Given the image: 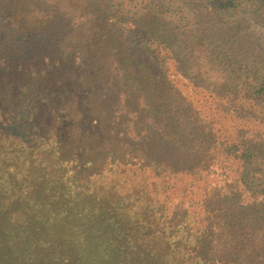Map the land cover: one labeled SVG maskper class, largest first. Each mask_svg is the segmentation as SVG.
<instances>
[{
    "label": "trees",
    "instance_id": "1",
    "mask_svg": "<svg viewBox=\"0 0 264 264\" xmlns=\"http://www.w3.org/2000/svg\"><path fill=\"white\" fill-rule=\"evenodd\" d=\"M202 66L153 11L0 0V114L52 140L0 159V264H264V52L240 87Z\"/></svg>",
    "mask_w": 264,
    "mask_h": 264
},
{
    "label": "rangeland",
    "instance_id": "2",
    "mask_svg": "<svg viewBox=\"0 0 264 264\" xmlns=\"http://www.w3.org/2000/svg\"><path fill=\"white\" fill-rule=\"evenodd\" d=\"M106 3L118 13L141 15L153 11L177 21L184 37L203 58L202 72L218 82H228L236 86L248 83L252 68L258 66L264 52V17L258 19L253 14L244 15L237 11H209L200 5L201 0H106ZM123 109L125 110V106ZM16 112L0 114V145H13L11 148L0 149V159L7 156L13 161L20 156L26 161L28 157L20 148L21 144L30 141L32 144H38L41 149L48 150L52 140L44 142L38 137L39 131L33 121L19 120L18 114L26 116L25 112L19 109ZM26 118L30 119L28 116ZM125 122L129 123L127 136L135 137V129H139L140 125L134 124L133 121ZM11 124L17 125V129L11 128ZM116 126L119 127V124ZM16 143L20 145H15ZM24 166L23 163L22 169L17 172L19 179H22L28 170V167ZM3 178L6 179H3L0 185L4 186L8 193L13 192L12 183H9L11 180L6 172ZM4 226L0 218V230Z\"/></svg>",
    "mask_w": 264,
    "mask_h": 264
}]
</instances>
